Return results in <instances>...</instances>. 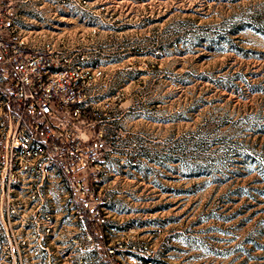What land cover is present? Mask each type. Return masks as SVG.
<instances>
[{
  "label": "rangeland",
  "instance_id": "rangeland-1",
  "mask_svg": "<svg viewBox=\"0 0 264 264\" xmlns=\"http://www.w3.org/2000/svg\"><path fill=\"white\" fill-rule=\"evenodd\" d=\"M104 4L120 30L87 28ZM9 11L35 46L101 65L85 102L111 109L110 149L93 168L111 238L132 236L151 264H264V0H21Z\"/></svg>",
  "mask_w": 264,
  "mask_h": 264
},
{
  "label": "built area",
  "instance_id": "built-area-1",
  "mask_svg": "<svg viewBox=\"0 0 264 264\" xmlns=\"http://www.w3.org/2000/svg\"><path fill=\"white\" fill-rule=\"evenodd\" d=\"M20 1L0 0V264H151L132 236L106 227L93 168L110 149L111 109L85 102L101 65L87 51L35 46L9 11ZM98 8L92 32L112 14Z\"/></svg>",
  "mask_w": 264,
  "mask_h": 264
},
{
  "label": "crops",
  "instance_id": "crops-1",
  "mask_svg": "<svg viewBox=\"0 0 264 264\" xmlns=\"http://www.w3.org/2000/svg\"><path fill=\"white\" fill-rule=\"evenodd\" d=\"M95 19V17L93 16L92 17V20ZM92 27V24L91 25H88L87 28H91ZM108 27L107 23L105 22V25H102V28L99 30L100 32H108L109 30H107L106 28Z\"/></svg>",
  "mask_w": 264,
  "mask_h": 264
}]
</instances>
